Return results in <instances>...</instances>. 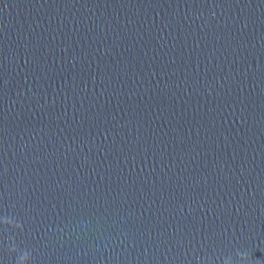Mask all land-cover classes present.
Listing matches in <instances>:
<instances>
[{"label": "clouds", "instance_id": "obj_1", "mask_svg": "<svg viewBox=\"0 0 264 264\" xmlns=\"http://www.w3.org/2000/svg\"><path fill=\"white\" fill-rule=\"evenodd\" d=\"M245 254H246L248 264H264V262L260 260H253L251 252L245 250Z\"/></svg>", "mask_w": 264, "mask_h": 264}]
</instances>
